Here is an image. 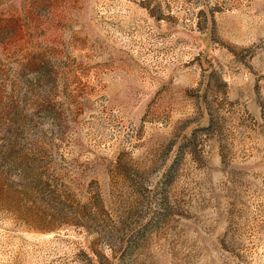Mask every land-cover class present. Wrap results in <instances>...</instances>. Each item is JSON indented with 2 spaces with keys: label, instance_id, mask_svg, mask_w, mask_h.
Listing matches in <instances>:
<instances>
[{
  "label": "rangeland",
  "instance_id": "obj_1",
  "mask_svg": "<svg viewBox=\"0 0 264 264\" xmlns=\"http://www.w3.org/2000/svg\"><path fill=\"white\" fill-rule=\"evenodd\" d=\"M0 264H264V0H0Z\"/></svg>",
  "mask_w": 264,
  "mask_h": 264
}]
</instances>
